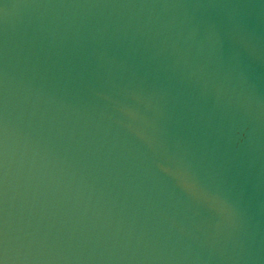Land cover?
<instances>
[{"label":"water","instance_id":"95a60500","mask_svg":"<svg viewBox=\"0 0 264 264\" xmlns=\"http://www.w3.org/2000/svg\"><path fill=\"white\" fill-rule=\"evenodd\" d=\"M0 264H264V0H0Z\"/></svg>","mask_w":264,"mask_h":264}]
</instances>
